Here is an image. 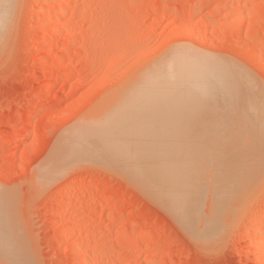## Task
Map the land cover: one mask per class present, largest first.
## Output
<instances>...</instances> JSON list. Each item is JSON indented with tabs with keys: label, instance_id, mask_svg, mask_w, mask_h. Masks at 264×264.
Here are the masks:
<instances>
[{
	"label": "rangeland",
	"instance_id": "obj_1",
	"mask_svg": "<svg viewBox=\"0 0 264 264\" xmlns=\"http://www.w3.org/2000/svg\"><path fill=\"white\" fill-rule=\"evenodd\" d=\"M4 1L2 10L10 9L0 15V242L7 237L9 251L0 247V264H254L250 251L256 222L264 219V177L249 194L230 196L232 204L224 193L215 200L216 186H204L214 187L202 191L206 201L208 195L214 200L203 215L219 204L227 221L221 220L217 240L204 243L198 220L188 226L129 162L110 157L101 140L107 128L100 125L115 120L112 111L119 124L144 99L156 117L145 126L152 130L175 129L168 120L193 115L168 86L145 78L165 61L201 58L264 90V0H60L64 13L55 20L47 17L56 13L48 8L51 0ZM123 98L130 109L121 107V113L116 100L123 104ZM216 115L197 117L184 129L221 130L224 116L210 121ZM60 142L73 157L62 158L60 164L70 162L55 171L46 162L64 147ZM94 151L102 161L93 162ZM260 231L264 236V224ZM258 260L264 264V252Z\"/></svg>",
	"mask_w": 264,
	"mask_h": 264
},
{
	"label": "bare ground",
	"instance_id": "obj_2",
	"mask_svg": "<svg viewBox=\"0 0 264 264\" xmlns=\"http://www.w3.org/2000/svg\"><path fill=\"white\" fill-rule=\"evenodd\" d=\"M2 1L3 0L0 1V6H1L0 9L1 10H2V8H4V5H6L5 1H4L5 4L2 3ZM51 1H52V4L48 8L50 10H54L56 13L55 14L51 13L52 15L48 14L47 17L50 20L51 19L55 20L57 18L59 19L60 16H62L64 13V11H63L64 9L60 5L61 2H60V0H51ZM7 3H8V1H7ZM10 5H8V6H10ZM6 6H5V9H10ZM1 10H0V15L3 13L4 14L8 13L7 10H5V11L4 10L1 11ZM5 15H2L1 17L3 19H5ZM2 18H1V21H3ZM4 23H6V22H4ZM1 29H0V31H1ZM1 33L2 32H0V35H1ZM43 48H44V46H41L40 51ZM166 57H168V56H166ZM64 58H65V55H62L61 59H64ZM172 60H174V59L172 58ZM177 60H178V58H177ZM164 61H165V59H164ZM161 64H160L161 67L159 66V68H158V65H157V68L152 69L151 72L149 71V74L145 78L148 79L150 81L149 83H151V84H154V85L157 84V86H159V85L168 86L171 90L174 91V92L172 91L173 94L176 95L177 97H181L182 102H184V105H186V107L191 109V110H189L190 113H192V114L194 113V114L193 115L190 114L189 116H186V117L182 116L180 118H173L172 117L173 119L171 118L170 120H168L169 123H171V125L178 126V127H175V129L167 130L169 127H166L163 130H152V129H149L148 127H145V126H149L151 124V122H152L151 118L153 119L154 115H153V117H150L149 112H151L150 111L151 105L147 99L146 100L144 99L143 101H141L138 104V106H133V105H135V104H133L132 106L134 107L135 111H133V112L128 111L130 114H128L126 117L124 116V119L121 118L122 122H119V124H118V112H115V114H113L114 112L112 111V116H113V119H115V120L111 121V119H110L111 122L109 121V123H107V121H105V122L103 121V123L100 125V127L102 126L103 128H107L106 130L104 129L105 132H103V133H106V135H107V138L105 137L106 139H101V137H102L101 131L102 130L100 129V127H99V130L97 131V133L98 132H100V133H98V134L96 133V134L98 136H99V134H101L99 139L105 141V143H106L105 146L109 152V153L108 152L107 153L110 154V157L113 160H119L120 159V161L123 160V161L129 162L128 164H131L130 166H131V168L133 167L132 169L136 173L137 177H139V179L141 178L143 181H145L146 185H148L152 189V192L154 194H156L157 197L160 195V197H162L164 199V201H166V203H167V201L171 202V204L168 203L169 206L172 205V203H174V205H176V207L174 205H173V207H170V209H172L171 212H174L173 210H175L174 208H176L178 210L177 213H179L183 219H187L188 226L191 222H193V224H194V222L198 220L199 221L198 224L196 223L197 226L194 224L193 227L196 226L198 232L199 231L202 232V233H200V235L201 234L203 235V239L201 236L202 241L204 243H208V241L213 242L214 239H216L219 236V234L217 232L222 231L221 230L222 229L221 220H222V222L225 221V224L227 223V221L223 220V218H221V215L223 214V210H220V209L216 210V208H218V205H219L218 202L219 201H217V203H216L218 205H214V206H216V208H213L215 210L214 214L206 215L208 217H205L206 213L203 215V211H205V212L207 211L204 209L207 205V202L210 199L214 200L213 197L210 198L211 195H208L209 198L207 199L208 201H206L207 197L205 198V196H203V194H205V193L202 192L203 189L205 188L204 186H207L208 184H212V185L216 186L215 196L212 193L215 200H216V198H218L217 196L219 194H220V196H222L221 194L224 193L225 195L226 194L228 195L227 199H225V201H226V200H228V198L230 196L233 197L235 195H238L235 193H238L241 191L246 192V190H247V193L248 192L250 193L252 190L255 189V186H256V184H258V181H260L262 179V177H264V175H263V173H264V95L262 93V92H264V90H261V86H257V84L256 85L253 84V86L252 85L249 86L250 83H248V80H245V81L239 80V78H238L239 73H238V75H237V73H235V75H234L231 73V71L230 72L227 71L228 73L226 72L227 74H224L222 70H218L219 67H216V68L210 67L209 64L204 62L203 60H201V58L195 59V57L194 58L188 57L185 59H181L180 61H176V62H173V61L166 62L165 61L164 63L162 62ZM157 69L158 70L161 69V70L156 71ZM153 70H154V72H153ZM145 74H147V71L144 73V75H141V76H145ZM240 76H243V74H240ZM248 78H250V77H248ZM241 79H245V77L241 78ZM245 82L248 84H246ZM146 86H149V85H146ZM149 89H151V88H149ZM127 97H129V96H127ZM127 97H126V99H127ZM115 98H117V97H115ZM142 98H144V97H142ZM123 100H124V98H123ZM127 100L129 101V99H127ZM120 101H119V99L116 100L117 104L119 102V105H120ZM128 101L126 102V100H124L123 104L121 101V105L120 106L118 105L119 112L123 113L122 111L124 110L125 107H127L126 109L129 108ZM130 102L132 104V100H130ZM117 104L115 103L112 106H115ZM109 106H111V104ZM115 107L117 108V106H115ZM121 107L123 109H121ZM136 107L139 108L138 109L139 111H136L137 110ZM111 108L108 110L110 111ZM113 108H112V110H113ZM116 108H114V110ZM183 110H185V109H183ZM103 111H104L103 112L104 115H106L108 117V118L105 117L104 119L105 120L109 119V115H107V113H106L107 111L105 112V109ZM161 112H162V110H161ZM161 112H158V113L160 114ZM126 113H127V111H126ZM218 113L221 114V115L220 114L218 115V116H220L221 120L224 118V120H223L224 122L222 123L219 121L222 124L221 127L223 126L221 128V130H219L216 126L217 124H218V127L220 126L219 122L218 123L216 122L217 124L214 123L217 130L215 128H213V129L211 128L212 130H214L213 133H215V137L217 135L216 132L221 131V132H218L219 135L216 138L212 137L214 135L212 133V131H210V133H209V131L202 132V131L184 129L185 128L184 126H186L187 128H188L187 125L191 126V124L193 123L192 121L196 120L197 117L198 118L199 117H205L207 114L208 117L211 118L212 117L211 115L214 116ZM164 114H166V113H164ZM203 114H204V116H203ZM221 116L222 117L224 116V117L222 118ZM154 118H156V117H154ZM215 118H217V120H220V118L218 119V117L216 115L215 117L212 118V120L210 119V121H212L211 123H213L214 121H217V120H215ZM104 119H102V120H104ZM156 122H158V119ZM158 124H159V122H158ZM103 125L106 127H104ZM212 126H214V125H212ZM161 127H162V125H161ZM208 133L209 134L212 133L211 134L212 136L210 135V137H209ZM106 135H104V136H106ZM98 136L95 137V138H97V140H99ZM86 138H89V137H86ZM86 138H85V140H86ZM82 139H84V138H82ZM90 139H91V137H90ZM210 139H212V143H210V145L212 144V146L209 145ZM214 140H215V142H214ZM207 141H208V145H207ZM210 142H211V140H210ZM60 143H63V142H60ZM93 143H95V142H93ZM99 144H101V142ZM214 144H215V146H214ZM66 145L64 144L63 145L64 147L57 148L59 150L54 152V154L52 153L53 156L51 157V159L48 157V159H50V162H46L47 163L46 166H48V164H50L49 166L54 168L56 171V168L59 167L61 169V167L64 166L63 164H67L70 162V159H68V162H66V163L65 162L62 164L59 163V162H63L64 157H66V156L68 157L69 154H70L69 155L70 157H73V156H71V153H73V152H70V150L67 148L68 146H66ZM86 145H87V143H86ZM93 145H95V144H93ZM90 146H89V148H90ZM105 146H103V147L101 146L103 148V150H104ZM81 147H83V146L81 145ZM83 148H85V146ZM83 148H82V151H83ZM75 149H77V148H75ZM90 150H91V148H90ZM96 150H98V149H96ZM105 151H106V149L104 150L103 153H105ZM93 153L97 154V153H95V151ZM74 154L77 155L76 153H74ZM94 154H91V155H94ZM81 155L85 156L83 152L81 153ZM97 156H98V154H97ZM101 156H103V154H101V155L99 154V156L97 157L98 159L96 157L94 158V156H93L92 157V158H94L93 162H94V160H95V162H96V160L97 161L101 160V159H99V157L101 158ZM67 157H66V161H67ZM80 157H82V156H80ZM58 159H59V161H58ZM106 159H108V158H106ZM90 160L87 159V162H89ZM104 160L105 159H103V161ZM75 161H77V159H75ZM75 161H73V163ZM120 161H118L119 164L120 163L122 164L123 161L122 162H120ZM57 162L59 165L57 164ZM107 162H108V160L106 161V163ZM111 164H112V162H111ZM113 164H115V163L113 162ZM122 166L125 167L127 165L123 164ZM122 166H121V168H122ZM130 166L128 165V167H130ZM47 168H49V167H47ZM47 168L44 167V170H47ZM121 168H120V170H121ZM41 169L42 168H40V170ZM125 169H126V167H125ZM48 171L49 170L44 171V172L47 173ZM55 171L53 170L52 173H54ZM123 171L124 170H122V172ZM46 173H44V174H46ZM123 173L126 175V170ZM134 179H137V178H134ZM134 181L135 180H133L132 182H134ZM262 181H260V182H262ZM135 183H136V181H135ZM136 184L139 185L138 182ZM136 184H135V186H136ZM140 185H141V183H140ZM148 186H147V188H149ZM208 187H209V185H208ZM147 188L145 190L149 191ZM207 188H205V189H207ZM213 188L211 187V189L208 188L207 190L210 189V191H211ZM258 190H260V189H258ZM150 192H151V190H150ZM205 192H206V190H205ZM206 193L208 194V192H206ZM157 197H155V198H157ZM155 198H153V199H155ZM159 199H161V198H159ZM159 199H155V200H158V202H159ZM222 199L224 200L223 197H222ZM230 200H228V201H230ZM164 201L161 203V204H163V207L166 205V203L164 204ZM215 202L216 201H214L213 204H215ZM230 202L232 204L234 202V200H233V202L232 201H230ZM208 203L212 204V201L208 202ZM222 204H223V201H222ZM227 205H230L229 202ZM212 207H210L211 210H213ZM233 207L234 206H232V208ZM225 209H227L226 205H225ZM228 210H232L231 205H230V209L228 208ZM209 211H210V209L208 210V212ZM0 212H1V210H0ZM182 218H180V219H182ZM256 223L257 224H256L255 236H253V238L251 237L253 248H251L252 250L250 251L251 252L250 256L255 258L254 264H261L262 262H260V260H258V257L261 256V254L264 252L263 247H262L264 244V236H262L260 233L261 232L260 228L264 224V219H258ZM1 224H2L1 228H4L3 227L4 223H1ZM182 226H184V225H182ZM191 226H192V224H190V227ZM250 228L251 227L246 228V231H245L248 238L250 236L249 235L250 234ZM252 228H254V227H252ZM192 229H194V228H192ZM1 230L4 231V229H1ZM6 230H8V229H6ZM189 230H190V228H189ZM1 232H0V234H1ZM196 233H197V231H196ZM4 234H2V236H5ZM216 235H217V237H216ZM6 238L5 237L2 238L1 242H4V243L0 242L1 243L0 247L4 246L3 244L9 243V242H6V240H4ZM197 238H198V235H197ZM247 241H248V239H247ZM6 248L7 247L4 246L2 251L3 252H4V250L9 251Z\"/></svg>",
	"mask_w": 264,
	"mask_h": 264
}]
</instances>
